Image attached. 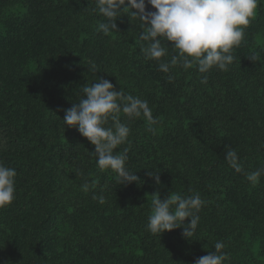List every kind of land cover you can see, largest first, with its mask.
<instances>
[{"label": "trees", "instance_id": "16d2710c", "mask_svg": "<svg viewBox=\"0 0 264 264\" xmlns=\"http://www.w3.org/2000/svg\"><path fill=\"white\" fill-rule=\"evenodd\" d=\"M94 7L0 0V162L17 170L16 197L0 209V264H194L217 241L230 254L226 264H264V176L255 186L245 177L264 167V0L227 72L175 68L171 82L142 53L139 19L125 14L119 32L104 35ZM100 78L148 101L158 121L122 116L131 132L118 150L129 148L139 183L121 185L117 173L101 170L95 146L63 122L81 88ZM226 146L241 172L224 158ZM101 189L103 205L93 199ZM157 192L206 200L191 240L183 228L148 230Z\"/></svg>", "mask_w": 264, "mask_h": 264}, {"label": "clouds", "instance_id": "9594fccd", "mask_svg": "<svg viewBox=\"0 0 264 264\" xmlns=\"http://www.w3.org/2000/svg\"><path fill=\"white\" fill-rule=\"evenodd\" d=\"M147 5L154 11L146 10ZM258 5L259 0H95L92 10L104 18L97 25V31L104 35L119 32L117 20L125 14L139 19L143 29L139 39L146 42L142 53L146 59L158 61V69L167 74L171 82L175 79V68L187 71L196 66L200 74H207L214 68L227 72L236 59L233 50L244 41L245 30L255 18ZM169 47L171 58L163 59L170 55ZM249 58L255 62L260 57L253 54ZM94 68L92 65L91 71ZM201 83H208L207 75L202 76ZM81 90L79 102L64 110V124L76 128L95 146L94 153L90 154L101 170L117 173L121 185L139 183V177L127 166L129 148L118 149L129 143L131 132L122 116L128 121L143 117L149 126L158 123L148 101L125 94L122 89L117 91L112 82L103 78L95 84H86ZM224 158L236 172L243 170L235 149L226 146ZM148 174L160 184L158 174ZM16 176L14 167L0 162V209L11 205L16 197ZM262 176L264 167L245 173L253 186ZM89 187L85 181L81 189L88 192ZM102 193L103 189L100 195L93 196L101 205L106 202ZM206 203L198 192L188 196L175 193L163 200L157 192L152 195L147 228L159 236L165 231L183 228L182 237L191 240L197 233L198 213ZM186 219L190 220L187 224ZM214 249L196 259L194 264H226L230 259L225 251L226 244L217 241Z\"/></svg>", "mask_w": 264, "mask_h": 264}]
</instances>
